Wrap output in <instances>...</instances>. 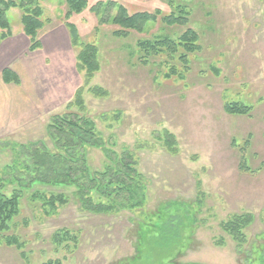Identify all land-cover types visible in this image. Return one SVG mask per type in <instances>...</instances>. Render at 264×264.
Here are the masks:
<instances>
[{"label": "rangeland", "instance_id": "rangeland-1", "mask_svg": "<svg viewBox=\"0 0 264 264\" xmlns=\"http://www.w3.org/2000/svg\"><path fill=\"white\" fill-rule=\"evenodd\" d=\"M87 1L89 8L70 22L84 42L99 47L102 69L91 86L109 95L101 99L85 92L86 114L111 155L134 156L146 180V203L137 210L96 216L72 200L48 216L25 199L10 232L24 243L25 259L15 247L0 243V264H264V0H176L192 12L187 26L168 27L159 20L127 38L114 37L118 28L112 24L99 25L90 7L116 2L130 14L161 10L168 15L169 4ZM40 6L49 22L39 32L42 47L34 52L23 33L20 11L8 13L9 39L26 37L29 45L18 53L14 47V56L5 52L11 62L4 67L17 74L20 84H6L3 70L0 185L17 160L16 150L44 139L52 116L64 113L84 86L65 26L66 0ZM186 29L199 34L202 49L190 57L182 79L165 78L172 68L184 73L177 62H139L138 41L176 39ZM228 102L249 105L252 111L249 116L229 115ZM164 131L175 136L178 154L165 148ZM247 140L250 146L244 149ZM85 152L92 172L109 162L103 149ZM242 156L248 170L240 168ZM15 188L7 184L4 190L11 195ZM74 191L64 189L70 197ZM246 214L253 221L239 244L221 225ZM171 216L181 222H167ZM61 229L71 230L77 242L56 247L52 237Z\"/></svg>", "mask_w": 264, "mask_h": 264}, {"label": "trees", "instance_id": "trees-1", "mask_svg": "<svg viewBox=\"0 0 264 264\" xmlns=\"http://www.w3.org/2000/svg\"><path fill=\"white\" fill-rule=\"evenodd\" d=\"M47 1L50 0H0V44L12 36L9 11L19 10L23 33L30 41V51L40 49L42 44L39 32L49 22L44 18L40 3ZM165 1L171 8L168 15L161 10L130 14L116 2H98L89 10L99 18V25L112 24L118 28L113 32L116 38H127L131 32L142 34L150 24L159 20L168 27L187 26L192 16L191 10L176 0ZM66 5L65 26L71 44L77 50L76 67L84 76V86L77 90L64 113L52 116L44 139L20 146L19 150H16L17 160L13 166H9V177L1 180L0 185V243L15 247L24 259V243L10 232L16 225L15 220L21 215L25 199L39 205L48 216L57 214L59 208L69 206L72 200L84 212L108 216L119 214L122 210L142 208L147 199L146 180L138 171L134 156L124 153L117 157L112 151L111 155L105 148L95 121L86 114L85 92L101 99L109 93L102 87L91 86L93 79L102 69L99 47L94 43L84 42L77 26L70 22L73 15L86 11L89 3L87 0H66ZM113 9L117 10L115 15L111 14ZM201 49L200 36L192 29H186L176 39L163 36L137 42L138 60L142 65L149 66L152 60L161 59L163 62H177L185 69L184 73L178 74V68H172L165 75L167 79L174 76H180L182 79L185 72L189 71L190 57L201 52ZM3 80L6 84H20L17 74L9 69L4 70ZM251 111V106L239 102L225 104V112L229 115L249 116ZM163 142L169 153L178 154L176 138L169 131H164ZM249 146L250 140H247L244 149ZM87 148L104 150L109 162L102 171H91L85 152ZM21 158H25V161H20ZM240 168L248 170L243 156ZM7 184H16L18 188L8 195L4 190ZM72 188L75 191L70 197L64 189ZM95 196L99 197V200ZM252 221L251 214L234 215L221 226L227 235L242 244L245 242L243 231ZM167 222L181 220L171 216ZM72 233L67 229L57 231L52 237L56 247L68 242L76 243L77 237ZM42 264L63 263L55 260Z\"/></svg>", "mask_w": 264, "mask_h": 264}, {"label": "crops", "instance_id": "crops-1", "mask_svg": "<svg viewBox=\"0 0 264 264\" xmlns=\"http://www.w3.org/2000/svg\"><path fill=\"white\" fill-rule=\"evenodd\" d=\"M24 37V36H23ZM28 39L26 37L22 38L21 36L19 38H15L13 37L12 39H9L7 41H5L1 46H0V85L3 88V83H2V72L4 69H6L7 64H9V62H11V60L8 59V55L5 54L6 51H8V53L10 55L14 56V52H13V48L17 47V53L19 52V50L22 48H27V46L29 45V42H27ZM12 59V58H11ZM0 88V89H2Z\"/></svg>", "mask_w": 264, "mask_h": 264}]
</instances>
